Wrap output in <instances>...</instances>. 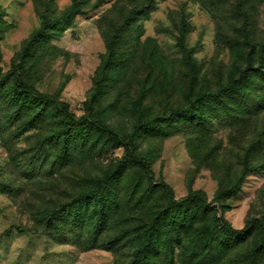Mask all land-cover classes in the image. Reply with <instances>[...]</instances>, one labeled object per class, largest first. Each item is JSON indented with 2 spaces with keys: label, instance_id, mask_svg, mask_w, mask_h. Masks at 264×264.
<instances>
[{
  "label": "rangeland",
  "instance_id": "obj_1",
  "mask_svg": "<svg viewBox=\"0 0 264 264\" xmlns=\"http://www.w3.org/2000/svg\"><path fill=\"white\" fill-rule=\"evenodd\" d=\"M15 81L88 123L59 140ZM143 245L142 264H252L255 246L264 264V0H0V264H135Z\"/></svg>",
  "mask_w": 264,
  "mask_h": 264
},
{
  "label": "trees",
  "instance_id": "obj_2",
  "mask_svg": "<svg viewBox=\"0 0 264 264\" xmlns=\"http://www.w3.org/2000/svg\"><path fill=\"white\" fill-rule=\"evenodd\" d=\"M81 13V9H80V5L79 3H77L76 1L72 3L71 8L69 9V11L61 17V20L64 21V23H62V26H68L70 24L73 23L74 18L76 16H78ZM66 23V24H65ZM34 38V36H33ZM30 45V42H29ZM29 45L27 47H29ZM28 51V49H27ZM237 85V81H231V87L229 88H225L223 90H220L219 93L221 91H225L227 93H232L234 92L235 88ZM14 93L16 96L17 100H21V98L23 97H33L34 99H36L39 102H43L46 105H49L51 107H55V109H57V111L60 113V115L62 116V120L59 122L58 124V130L54 133V135L56 136V138H58L61 141L67 142L68 138H69V133L73 130H75V125L78 126H84L88 123L87 119L84 117L81 118H76L75 115H73L69 110L67 105L59 102L58 100L46 96V95H42L38 92H35L32 89H26L24 88L22 85H17L16 81L14 84ZM94 124V123H92ZM95 127L102 133L107 134L109 137L113 138L116 141H120L122 143H125V147L127 149V154H128V158L129 160L133 161V162H137L140 163L142 162V159L137 157L135 154V149H134V144L132 140H128L127 142H125L126 140L123 138H120L119 136H117L110 128L100 125V124H94ZM67 152V151H66ZM145 169H147L146 164H144ZM236 191V187L233 186L232 188H230L229 190L219 194L215 199L219 200L221 199L222 196L224 195H233ZM98 192V183H96V186H94L93 188H91L88 191H83L80 193V196L82 198H92L96 195V193ZM192 203H197L200 205V207L205 208V201L204 199L195 196V197H188L185 198L183 200H181L180 202L175 201L174 199H172L171 204L174 205L175 207H185L188 206ZM54 214H52V218L50 217H44L41 216L40 217V221L42 223H46L47 225H50L52 223V220L57 217L56 215L54 216ZM252 223L255 225V228L259 231V235L262 234V225L258 220H253L251 222V224L247 225L246 227H244L241 230H233L232 228H230L225 222H223L222 225V229H224L225 231L233 234L234 236H240V235H244L245 233L248 232V230H250V228L252 227ZM153 236L152 233V229L150 227L146 228V230L144 231V237L146 239V241H149ZM263 240H260V243H262ZM255 250H256V246L252 249V251L250 252V260L252 264H258L257 260H256V256H255ZM148 251L146 246H142L139 249H137L136 251L133 252V259L135 264H142L147 257Z\"/></svg>",
  "mask_w": 264,
  "mask_h": 264
}]
</instances>
